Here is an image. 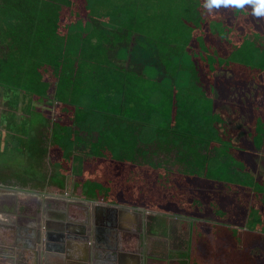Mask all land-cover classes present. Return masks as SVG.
<instances>
[{"label": "rangeland", "instance_id": "rangeland-1", "mask_svg": "<svg viewBox=\"0 0 264 264\" xmlns=\"http://www.w3.org/2000/svg\"><path fill=\"white\" fill-rule=\"evenodd\" d=\"M121 2H123L121 18L127 22L123 26V29L118 26L121 21H118L120 18H118L119 15L117 13L119 12L117 9L115 13L117 15L114 20L110 18V15L106 16V21H113L112 24L116 25L118 28L116 29L117 33L121 38L120 43L111 49H109V44H105V54L108 53L111 58L106 63V66L112 60H114L113 63L117 62L120 65H124L122 66L124 71L121 70L120 72L122 75H125L124 79L127 85L125 88L127 90L126 96L134 108L143 111L146 110L143 101L146 95L140 91L142 86H144L143 84L149 86V83L142 79L141 72L143 65L141 64V58L152 60L154 57L159 58L162 56L160 63H152L145 66L144 71L150 76L160 73V64L162 71L166 70L167 73L169 71L170 75L173 74V76L179 74L181 70L178 68L176 71L177 65L174 66V62H168V71L163 64V60L164 62L173 60L176 51L178 52L177 55L180 58L182 57L181 59L190 61L189 63H196L199 70L197 71L195 80H201L207 86L210 80L214 84V87L212 86L213 90L211 89L212 87L209 89L204 87L203 95L198 94L192 97V94L186 90L172 88L163 91V86L161 87L159 84L152 85L147 88H149L148 90H152L153 88L158 89L159 92L156 94L158 101H148V104L151 107L159 106L165 108L166 112L160 111V113H167L166 117L168 120L173 115H177V113L182 115L187 121L190 120L189 116L200 117L204 125L201 127L200 124L199 132L203 131L206 137L210 136V138L212 137L213 140L218 141L217 143L222 145L214 150L215 154H210L215 156L214 161L211 160L210 173L217 174L213 176V179L219 177L218 179L222 180V184L218 182V179L208 180L213 185L211 184V190H209L208 186L207 190L204 191L203 197L205 199L203 201L209 208L206 212H199L203 208V204H201L202 201L198 195H203V193L196 187L189 188L188 186H197L202 177L201 174L191 173L183 175V173L181 176L183 185L175 187L167 183L170 182L169 178L163 179L164 181L162 178L158 179L154 173L156 170L153 172L151 168L148 169V172L144 173L143 179L136 183L133 177L130 178V175L132 176L134 173V167L137 166L133 164V160L131 159L132 152L134 151L131 145L121 147L124 151L130 147V151L127 150V154L113 150V158L116 162L109 165L107 163L106 165L110 174L106 173L105 169H103L96 179L104 181L109 179L111 183L110 189H113L112 193L120 196L119 192H116L120 187V190L124 194L129 195V200L131 201L141 199L155 204L156 200L160 198L170 200L171 197L175 198L172 202L166 200L165 203L170 208L178 211L177 215L184 219L194 215L202 216L206 214L209 215L208 218L211 221L215 219L218 226L210 230L204 242L201 241L195 245L202 253V257L207 259V262L211 261L208 250H212L217 252L219 260L222 261L220 264H264V228H262L264 227V205L259 201L262 200L264 202V192L260 187L253 186L250 188V186L255 185L254 180L256 176L264 179V149L261 151V148L264 146L263 140L261 142L256 141L253 137L259 127L258 120L262 124L264 123V69H260V62H257L256 59L249 66L241 61L242 58L247 57L248 51L246 52L241 49L243 47L237 46L236 41L241 39L239 36L245 31V26L237 20L238 15L232 11V4H225L223 0L219 4L212 5H209V0H200L202 13H206L202 18H196L191 13L190 15L189 13H181L179 10L181 6H184L181 5L179 0H109L108 3L110 5L105 4L106 6L102 7L101 10L104 9L106 12L108 8L111 10L113 7H120L118 4ZM202 3L204 4L202 5ZM245 8L249 11L248 14L255 27H259L263 31L264 15H255L253 13V6L250 4L245 3ZM191 9H193V6ZM75 10L82 11L81 8ZM208 17L214 18L215 21H218L220 18L225 19L231 28L233 24V27H237V29L235 32L231 30L228 32L226 31L228 28H220L221 24L218 23V28L221 29V32L216 33L217 23L215 21L212 22V20L208 21ZM81 20L87 28L91 27L88 18ZM117 21L118 23L115 24ZM129 35L131 36L129 37ZM218 35L220 36L217 37ZM223 36H227L233 44L229 42L222 49ZM8 40L11 41L10 39ZM2 44L0 49L1 47L2 49L5 48V44L8 43L3 42ZM153 44L159 45L158 47L162 46L159 49L164 50V52L162 51L163 54L162 52H159L160 55H158L159 53L155 54V50L152 49V54L139 55V45L141 47H149V45ZM197 44L200 48L196 47ZM124 46L129 47L130 54L127 60L133 57L139 63L130 61L123 64L121 62L122 59L119 56L123 57L128 54V50ZM166 47L170 48L169 52H167V58L164 55ZM108 49L112 52L114 51L113 56ZM183 49L185 52L182 54L181 51ZM132 51L135 53L131 54ZM198 61L205 66L206 70L198 67ZM221 63L224 65L221 66ZM111 65L113 66L114 64ZM4 69H0V135L7 136L13 148L3 149L1 148L3 145H0V170L10 168L17 171L19 168V171H22L24 169L22 164L25 162L27 164L24 176L30 177L33 182L34 177L42 178L45 174V171L39 165V153L36 152V144L46 134L49 138H52V134H54L53 128L49 127L48 130L43 129V131L40 128L41 112L44 111L54 116V118L62 120L60 112L57 111V107L60 108L62 105H60L59 100L54 96L56 93L55 89L52 92L48 91L51 97H47L45 92L41 91V87L47 84L45 82H55L56 78L49 76L50 74H46L45 72L39 75V72L33 67L23 77H14L11 73L9 75L7 74V69ZM206 71L208 72L207 74ZM83 72L85 77L89 76L91 78L96 73L94 68L90 67V64L85 65ZM114 73H119L116 68L109 71L108 75H104L108 76V83L106 84H111V86L119 89L121 78L117 77L119 78L117 79ZM42 75L43 79H41ZM115 78L117 81H115ZM186 79V77L181 78L182 85L186 83ZM166 81L169 82V79L166 78ZM39 82H41L42 86ZM120 86L124 87L123 84ZM53 87L52 84L51 86L49 85V89ZM14 91H18L17 94ZM177 91L183 99L179 109L175 105V100L178 98V93L175 95ZM108 98L112 102L114 101L111 94ZM6 101H8L11 109L5 104ZM171 102L172 105L170 104ZM257 103L260 106V113L255 110ZM108 104H110V101ZM168 110L171 111L167 112ZM92 111H96L97 114L102 113L104 111V104L100 100H97ZM198 119V117H195V120ZM41 127L44 126L41 125ZM73 128L78 130V135L83 141H77L75 135H73L72 138L75 139L74 143L70 142L68 149L73 150L74 146L80 147L81 149L78 152L76 150L75 153L87 155L84 149V142L88 135L85 134V131L81 132L78 125L74 124ZM152 135L149 131L144 137L147 139ZM94 139L96 138L94 137ZM53 141L55 139L51 142ZM108 146L112 145L109 143ZM27 152H29V158L27 157ZM67 152H70V150H67ZM56 153H58L57 149L52 154L55 155ZM217 158L221 159V161L217 162ZM250 158L253 163L249 168V173L252 175H248V173L246 174L242 171V169H246L250 165ZM66 159L64 155L63 159L60 158V160ZM233 159L235 164L232 163ZM56 160H59V158H56ZM227 162H230V164H227ZM232 164L233 168L238 172H227V168L229 166L232 168ZM185 165L186 162L184 163ZM167 166L172 168L171 165ZM177 167L180 168L179 166ZM189 168L191 167L189 166ZM2 173L5 175L7 171ZM174 180L177 183L182 182L177 176ZM127 185H131L130 189L124 187ZM134 186H136V190L133 191ZM227 188L228 190L239 188L240 191L247 192V198L244 199L241 195L235 200V198H232L234 195L231 196V194H228L229 192H224ZM217 189L219 191L216 192ZM258 189L262 191H258ZM104 190L107 192L106 187H104ZM92 191L94 190L90 189V192ZM179 196L181 199L177 200ZM255 201H257L256 206L252 209ZM189 202L193 206V210L190 208L191 212L189 214H183L184 211L181 213V205H188ZM216 209L218 213H215ZM255 235L257 238L254 237ZM193 253V256H197L195 252ZM225 258L227 259L225 260Z\"/></svg>", "mask_w": 264, "mask_h": 264}, {"label": "trees", "instance_id": "trees-1", "mask_svg": "<svg viewBox=\"0 0 264 264\" xmlns=\"http://www.w3.org/2000/svg\"><path fill=\"white\" fill-rule=\"evenodd\" d=\"M108 2L109 0H0V46L3 45V42L8 43L5 44V48L2 49L1 47L2 50L0 49V69H7V74L10 75L11 73L14 77H23L26 73H29L30 69L33 67L39 72V75L45 72L46 74L49 73V76L56 78L55 82H45L47 84L41 87V91H44L47 97H51L49 92H52V90L55 89L56 93L54 96H56L60 105H62L60 108L57 107V111L60 112L62 120L54 118V116H51L49 113L41 112L42 118L40 115V124L44 127H41L40 125V128H42V131L43 129L48 130L49 127L53 128L54 134H52V138H49L47 134L44 138H41V141L36 144V152L44 158L48 157V145L46 142L55 139L53 143H56L62 148L63 155L67 160L70 159L71 155L81 158V155H75V151L80 147L74 146L75 148H73V150L68 149V144L70 142L74 143L75 139L72 138L73 135H75L77 141H83L78 135V130L74 129L73 125H78L82 132L87 131L85 129H89L90 127L93 129L92 125L94 122L100 124L103 123L100 130L103 132L102 136H100V141L104 143L108 141L112 142L114 146L112 149L121 151L122 146H134L135 144L133 145V141L138 138L140 143H143V146H145L148 151L157 154L159 159H157L158 161L155 160L157 162L155 167L159 168V172L155 171L154 173L157 175L158 179L162 178L163 180L169 178L170 182L167 183L177 187L178 185H183V180L181 178L183 173V175L191 173L201 174L202 177L197 186H188L189 188L196 187L198 190L202 191L203 195H198L200 199V196H204V191L207 190L208 186L209 190L212 189L211 184L213 185V183H209L208 180H217L219 178L217 177V179H213V176H216L217 174L210 173V168L212 166L211 160L214 161L215 157L210 154H215L214 150L222 145L218 144V141L213 140L212 137H206L203 131L199 132L200 124L201 127L204 125V122L200 120L199 116H195L199 118L198 120H195V117L189 116L190 120L187 121L182 115L177 113V115H173L172 118L168 120L166 117L167 113H160V111L166 112L165 108L159 106L151 107L148 104V101H158L156 94H158L159 91L157 88L148 90L149 88L147 87L159 84L161 87H164L163 91L178 88L188 91L193 97L198 94L203 95V89H209L212 86L214 87V84H212L210 80L208 81V86L201 80L196 81L195 76L199 70L196 63H189L190 61L181 59L182 57L180 58L177 55V51L173 60L166 62L163 60V64L167 71L168 62H174V66L177 65L175 68L176 71L178 68L181 70L180 73L175 74V76H173V74L170 75L169 71L168 73L166 70L162 71L161 64L159 65V74L155 76L146 74L144 71L145 66L152 63H160L162 56H158L159 58L154 57L152 60L141 58V64L143 65L141 72L142 79L149 83V86L143 84L144 86H142L140 91L142 94L146 95L143 99L146 110L142 111L141 109L134 108L126 96L127 90H125V88L127 85L125 84V75H122L120 72L121 70L124 71L122 68L124 65H120L117 62L113 63L114 60H112V62L107 64L108 67L106 66V63L111 58L108 53L105 54V44H109V49H111L112 47L117 46L121 41L120 35H118L116 30L118 28L116 25L112 24L113 21H106V16L110 15V18H113L114 20L118 14V18L121 19H118V21H121L118 26L122 29L127 23L121 18L123 2L118 4L120 7H113L111 10L108 8L106 12L104 9L101 10L102 7L106 6L105 4L110 5ZM179 2L184 6H181V9L179 10L181 13L183 12V14L189 13L190 15L191 13L196 18H202L204 14H206L202 13L203 10L200 8V0H179ZM203 4L204 3H202V5ZM192 6L193 9H191ZM78 8H81L82 11L75 10ZM116 9L119 12L117 14H115ZM232 11L238 15L237 20L241 22L240 24L245 26V31L239 36L241 39L236 41L237 46L243 47L241 49L246 52L248 51L247 57L242 58L241 61L249 66V64L256 59L257 62H260V69H264V29L261 31L259 27H255L248 14L249 11L245 8V4L243 6L232 4ZM83 18L89 19L91 27H86L81 20ZM207 20H212V22L215 21L214 18L211 17H208ZM118 21L115 22V24L118 23ZM215 22L217 23L216 33H220V28L222 27L228 28L226 30L228 32L229 30L235 32L237 29V27H233V24L231 28L228 25L229 23L222 18ZM218 23L221 24L220 28H218ZM247 35L251 37H248ZM130 36L131 35H129V37ZM219 36L220 35L217 37ZM227 36L222 37V49L231 42ZM158 46L153 44L149 45V47H141L139 45V55L152 54V49L155 50V54L162 51L164 52L163 49H159L162 46ZM196 47H199L198 44ZM124 48H127L128 54L123 57L119 56V58L122 59L121 62L126 64L130 61H136L133 57L127 60L130 54L129 47L124 46ZM169 50L170 48H165L164 55H166V58ZM181 52L183 54L185 50L183 49ZM113 53L114 51H110L112 56ZM134 53L135 52L132 51L131 54ZM158 55H160V53ZM136 63L139 62L136 61ZM86 64H90V67L94 68L96 73L93 78L89 76L85 77L83 75V70ZM111 64L114 65L112 66ZM197 64L198 67H202L206 70L205 66H203L200 61H198ZM223 65L224 64L221 63V66ZM115 68L119 73H114V76L116 75V78H121L122 82L119 83V89L111 86V84H106L108 83V76H104L108 75L109 71H112ZM207 73L208 72L206 71V74ZM183 77H186L187 79L186 83L182 85L181 78ZM43 78L42 75L41 79ZM116 78L115 81L119 79ZM166 78L169 79V82L166 81ZM39 84L42 86L41 82H39ZM48 84L50 86L52 84L54 87L49 89ZM121 84H123L124 87H121ZM213 87L211 88L212 90ZM14 92L17 94L18 91ZM177 93L178 98L175 100V105L179 109L183 99L178 91L175 95ZM110 94L114 100L113 102L108 98ZM86 98L91 99V102H89L88 105H86L87 103L84 101ZM97 100H100V102L104 104V111L99 114H97L96 111H92L94 110V104ZM109 101L110 104H108ZM64 104L66 105L63 107ZM170 104L172 105V102ZM7 106L11 109L9 103H7ZM259 109L260 106L257 103L255 110L260 113ZM170 111L171 110H168L167 112ZM258 123V130L253 137L256 141L261 142V140H263L262 143L264 144V123L262 124L260 120H258ZM109 126L110 129H108ZM103 127H105L104 130H102ZM149 131L153 135L145 139L144 135ZM99 143L97 144V147L93 143V148H96L94 149L95 153L99 147H101ZM106 145L105 148L111 149V147H108L109 143ZM147 146L152 147L148 148ZM146 148H144V150L148 152ZM263 149L264 146L261 148V151ZM67 150H70V152H67ZM91 150L90 153L95 155L93 150ZM132 157L133 156L131 155V159L136 162V157ZM142 157L144 158L145 156ZM220 161L221 159L217 158V162ZM232 161V163L235 164L234 159ZM185 162L186 165L184 166ZM252 163L253 161L251 159L250 165H248L246 169H242V171L246 174L248 173V175L251 174L249 173V168ZM227 164H230V162H227ZM167 165H171L172 168H169ZM189 166L191 168H189ZM233 167L232 164V168ZM232 168L229 166L227 172L236 171ZM176 176L179 180H182V182H175L174 178ZM143 177L144 176H142L141 179ZM254 181L255 185L250 186V188L253 186L260 187L264 192V179L256 176ZM218 182L222 184V180L218 179ZM235 190H228L227 188L224 192H229L228 194H231V196L234 195L232 198H235V200L241 195L244 199L247 198V192L240 191L239 188H236ZM262 190L258 189V191ZM217 191L219 190L217 189L216 192ZM178 198L179 199L177 200L181 199L180 196ZM259 201L264 205L262 200ZM256 203L257 201L253 203L252 209L255 208ZM186 206L188 205H181L182 208H185ZM216 212L218 213L217 209L215 210V213ZM217 226L218 224H216V227ZM254 237L257 238L256 235ZM227 258H225V260Z\"/></svg>", "mask_w": 264, "mask_h": 264}, {"label": "crops", "instance_id": "crops-1", "mask_svg": "<svg viewBox=\"0 0 264 264\" xmlns=\"http://www.w3.org/2000/svg\"><path fill=\"white\" fill-rule=\"evenodd\" d=\"M84 101L88 105L91 99ZM102 124L94 122L93 129H85L89 135L84 142L87 155L80 154L81 158L71 155L69 160H60L62 148L46 142L48 157L39 154V165L45 171L42 178L34 177L32 182L24 176L25 162L22 171L0 170V264L222 263L217 252L208 250L209 263L195 247L216 228L215 219L211 221L208 214L184 219L165 203L175 198H160L155 204L131 201L120 187L116 191L120 196L112 193L109 179H96L103 169L110 174L106 165L116 162L112 142L100 141ZM93 143L101 146L96 153ZM107 143L111 149L105 148ZM0 145L13 148L5 135H0ZM56 149L57 156L52 154ZM127 150L130 147L120 152L127 154ZM136 162L130 178L137 183L149 168L143 170ZM4 171L7 174L3 175ZM124 187L130 189L131 185ZM204 199L200 196L203 208L199 212L208 211ZM190 204L180 212L189 214V209L193 210Z\"/></svg>", "mask_w": 264, "mask_h": 264}, {"label": "flooded vegetation", "instance_id": "flooded-vegetation-1", "mask_svg": "<svg viewBox=\"0 0 264 264\" xmlns=\"http://www.w3.org/2000/svg\"><path fill=\"white\" fill-rule=\"evenodd\" d=\"M100 134H103V132H101ZM133 145H134L133 149L135 150V152H133L134 153L133 156L135 155L136 160L139 162L138 164L139 165L141 164V167L143 168V170L145 168H149V169L152 168L153 172H154V170L159 171L158 170L159 168L155 167V164L157 163L156 161H158L157 159H159L157 154L154 152H153L154 153L153 154V153H151V151H148L147 148L145 146H143V143H140V140L138 138L133 141ZM147 147L150 148L152 146H147ZM144 148H146V150L148 152H146L144 150ZM142 156H145V157L143 158ZM145 172H148V170H146ZM144 173H143V176H144Z\"/></svg>", "mask_w": 264, "mask_h": 264}, {"label": "clouds", "instance_id": "clouds-1", "mask_svg": "<svg viewBox=\"0 0 264 264\" xmlns=\"http://www.w3.org/2000/svg\"><path fill=\"white\" fill-rule=\"evenodd\" d=\"M221 0H209V5L219 4ZM223 3L243 6L245 3L253 6V13L257 16L264 15V0H223Z\"/></svg>", "mask_w": 264, "mask_h": 264}]
</instances>
